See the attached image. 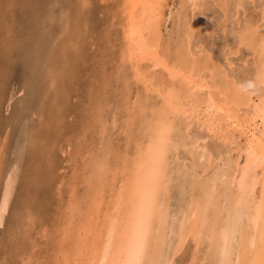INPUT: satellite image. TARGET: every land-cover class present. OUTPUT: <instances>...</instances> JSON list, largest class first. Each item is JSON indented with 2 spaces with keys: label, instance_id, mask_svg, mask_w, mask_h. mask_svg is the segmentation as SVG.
I'll return each mask as SVG.
<instances>
[{
  "label": "bare ground",
  "instance_id": "bare-ground-1",
  "mask_svg": "<svg viewBox=\"0 0 264 264\" xmlns=\"http://www.w3.org/2000/svg\"><path fill=\"white\" fill-rule=\"evenodd\" d=\"M205 1L178 0L176 9L173 0H122L121 10L125 18L122 47L120 48L121 55L119 57L121 64H118L122 69H126V63L130 65L129 68H132L131 78L135 79L142 92L144 91L145 96L141 99H138L141 93H136L135 105L137 106L133 104L135 106L133 112L135 109L141 111L139 114L142 118H139L137 125L142 128L140 130L141 135L137 130H133V125L132 130L128 129L137 132L139 137L138 135L135 137L134 146L128 144V148H131L129 151L128 149L127 151L124 150L121 154L122 150H120L121 155H119L115 150L114 156L106 145V149L101 147V152H99V148L93 161L90 159L92 166L93 164L96 165L95 169L99 171L97 175L96 173L94 175V172L91 173L90 170L92 175L84 177V184H87V187L85 190L83 189L85 194L82 195L84 199L90 197L87 201H91V204H86L90 208L88 206L89 209L86 211L85 202L78 201L84 202L85 216L81 212L84 208L82 205V209L79 205L75 204L77 207L70 205L71 207L75 206V209L72 208L74 212L78 211V213H75L79 215L80 211L83 214L80 213L81 216L78 217L77 214L73 215L74 212L71 210L74 220L67 217L69 220L66 222L68 223L63 221L65 230H62L59 235L61 238L59 242L61 240L62 243H65L61 244L60 242V247H67L65 252L68 255L65 259L66 264H114V261L118 258L119 239L122 235V232L118 233L117 229L126 228L132 219L134 173L138 171L143 155L150 148L161 145L168 149L167 179L159 188L153 210L151 231L145 248L146 264H180L181 259L175 261L174 256L189 239H192L195 243L194 249L190 250L192 254H189L190 256L187 258L190 263L195 261L198 255H201L198 258V264H264V210H262V205H264V160L254 159L252 156V153H255L257 158L264 156V80L258 78L260 69L264 67V33H261L259 26L255 24L254 21H257L255 18H251L254 19L253 22L249 21L252 24L254 23L255 27L240 26L241 28L232 32V34L231 31L227 32L220 27L224 34L230 33L231 36L229 40L224 38L225 44L227 43L226 46L231 42V47L236 44L249 45V47H252V53L255 54L252 57L254 58L256 80L262 84V87L254 82L261 87V90L257 92L254 90L255 87L249 90L250 88H247V85L246 88L237 86L235 82L229 81L227 70L224 69L226 65H235L229 57L231 53L224 54L225 56L222 59H225L226 65L223 67L217 63L215 57L212 58L208 54L210 50L206 45V39L199 40L200 38L194 35L195 31H192L193 24L196 22L192 12L197 8H202L206 4ZM229 1L231 2V0H220L218 2L222 5L225 14L232 12L230 8L229 10L228 7L226 9V5L229 6L230 4ZM234 1L239 8H243L241 5L244 6L246 2L245 0ZM188 5H190V10H187ZM262 6L264 7V4ZM239 8L237 9L239 10ZM173 13L178 17L175 20H179L180 23L182 21V24L181 26L178 24L174 31L177 37L171 35L172 38L170 36L167 38L168 35L166 37L164 32L165 30L168 31L167 20L172 17ZM249 13L252 14V11ZM261 13L264 18L263 12ZM165 14L167 15L166 21H164ZM251 14H249V17ZM200 15L204 16L201 19L203 22L199 21L201 30L208 31L213 18L202 13ZM217 18L219 19V17ZM256 18L258 19V17ZM218 22L221 23V21ZM259 25L261 26V24ZM222 26H225L224 23ZM113 40L115 42V39ZM243 49L245 48L243 47ZM235 52L237 53V51ZM231 55H235L234 52ZM219 60H221L220 57ZM239 65L237 64V66ZM231 66L233 67V65ZM115 68H113L114 71ZM116 74L118 75V73ZM128 80L131 79L128 78ZM117 86L118 84H116ZM127 87L120 86L119 88H127L130 93L132 88L130 85ZM130 94H127V96ZM153 96H156L155 100L152 99ZM125 108H129L128 105L121 107L122 110H125ZM129 110L131 109L129 108ZM132 115L135 118V114ZM99 116H97V119L100 118ZM124 118L128 119L129 116ZM111 119L116 123L117 118L113 117ZM105 124L107 123H102L104 128ZM191 125H197L203 133H196L192 136L190 129H186ZM116 127L119 128L118 125ZM128 129L125 134H128ZM103 133L101 134L103 135ZM209 136L216 137L215 139L219 140L222 148L210 146L207 140ZM131 137L134 138V136ZM20 142L22 143L17 144L20 148L16 150V153L14 151L11 153L7 163L2 160L1 152L4 151L1 150L0 152V225L4 224L6 214L11 209L9 207L13 204V202L11 204V201H13L21 177L22 156L26 138L20 140ZM182 148L185 151V153L183 152L184 157L180 154ZM175 149H179L178 153ZM109 152L112 155L109 154L108 156ZM175 152L179 155L177 156ZM116 154L120 159L117 158ZM114 160H121L122 166L119 165L120 163H118V166ZM118 172L121 173L120 177H117ZM74 183L76 184V182ZM165 183H167L166 187L164 186ZM75 187L77 188V186ZM74 190L78 189L74 188ZM174 191L179 193L180 197L176 209H173V203L171 202L172 198L175 197ZM73 198L77 199L76 197ZM80 198L82 196L79 195ZM71 201L73 202V200ZM238 205L245 209L246 214L238 225L233 226L232 218ZM76 216L79 218L77 222H75ZM33 217L31 218L33 219ZM72 228L73 233L67 231L72 230ZM229 228L233 230L229 233L226 244L225 229ZM200 244H205L202 254L200 253L202 252L199 247ZM186 245L189 246V244L184 245L185 251ZM182 250L184 251L183 248ZM59 254L62 255L63 253L59 252ZM187 259L181 262H187Z\"/></svg>",
  "mask_w": 264,
  "mask_h": 264
},
{
  "label": "rangeland",
  "instance_id": "rangeland-1",
  "mask_svg": "<svg viewBox=\"0 0 264 264\" xmlns=\"http://www.w3.org/2000/svg\"><path fill=\"white\" fill-rule=\"evenodd\" d=\"M173 1L176 8L178 0ZM245 1L247 3L245 2L244 6L241 5V7L245 8L244 10L236 6L234 0L229 1L230 4L229 6L226 5V9L228 7V10L230 8L232 12L230 11L228 14H225L223 13L225 11H223L222 5L218 3L220 0H206L205 5H208L207 7L197 8L192 12L196 20L193 24L195 28L193 27L192 31L196 32H194V35L200 38L199 40L202 38L203 40L206 39V45H208V49L210 50L208 54L212 58L215 57L216 59H214L217 63L223 67L226 65V61L222 58L226 54L234 52L235 55L230 54L229 57L235 65L231 64L233 67L226 65L224 68L227 70L228 79L230 78L229 81L235 82L237 86H242L243 88H246L247 85V88H250L249 90L255 87L254 90L259 92L262 84L256 80L253 58L255 54L252 53V47L245 44H236L234 47H231L230 44L232 42L226 46L227 43L225 44L224 38L229 40L231 36L230 33H227L228 35L224 34V31L222 32L220 28L222 27L227 32L231 31V34L237 29L245 27V25L246 27L258 25L259 30L261 29L264 25V18L261 15V12L264 14V7L262 6L264 0ZM121 2L122 0H0V152L1 150L4 151L1 153L2 160L5 163L10 159L11 153L13 151L16 153V150L20 148L17 146V144L22 143L20 140L22 141L26 138L19 185L13 196V201H11V204L13 202L9 207L11 209L8 210V215L6 214V217H8H5L4 224L0 225V264H66L65 262L67 261L65 259H67L68 255L65 252L67 247L62 246L63 249H61L60 245L65 243H62L60 240V244L59 239L61 238L59 235L62 230H65L63 221L68 223L66 221L74 217L72 213L76 205L84 207L86 204H91V201H87L90 197L84 199L83 196L85 194L84 190L87 187V184H84V177L92 175V171L94 175L95 173L97 175L99 171H96V165L93 164L92 166L90 159L93 161L94 155L98 153L99 148V152H101V147H105L106 149V145L114 156L115 150L117 154L120 150H122L121 154L124 150L127 151L128 149L129 151L131 148H128V144L134 146L135 137L137 135L139 137L137 132L140 133L142 128H139L137 125L139 118H142L139 114L141 111L135 109L134 113L133 107L137 106L135 105V100L137 99L136 93H141L138 99H141L145 95L144 91L142 92L137 82H135V79L131 78L132 68H129L130 65L126 63V69H122L119 66L121 64L119 57L121 55L120 48L122 47L125 18L121 10ZM188 6L187 10H190V5ZM251 11L258 19L249 13ZM201 13L213 18L210 22L211 25L209 24V27H211H208V31L201 30L200 22H203L201 19L204 17L200 15ZM236 13L237 15H235ZM220 14L224 15L221 16ZM249 14L252 17L251 15L249 17ZM176 18L178 19L175 13H173L169 20H167V15H164V21L167 20L168 22V31L165 30L164 32L166 37L168 35L167 38L171 37V35L172 37H177L174 31L178 24L181 26L182 21L180 23L179 20H175ZM251 18H255L257 21ZM260 18L263 19L261 20ZM252 20L256 25L252 24ZM260 20L261 23L259 22ZM218 21H221V23ZM222 22L225 26H222ZM261 33L264 32L261 31ZM113 39H115V42ZM220 53L221 55H219ZM246 54H249L248 57ZM233 56H236L235 58L240 56V59L237 58L235 60ZM242 61L243 63H241ZM237 64H240V68ZM113 68H115V71ZM121 73L122 75L120 76ZM128 78L131 80H128ZM116 84L119 87L130 85L132 88H130L131 94L128 92V87L122 89L118 86L116 87ZM127 94L130 95L127 96ZM124 96L127 97L125 98ZM153 97L151 98L155 100L156 96ZM114 98H116V101ZM149 101L151 102L152 100ZM125 103L132 111L129 108H125V110L121 109L124 105L127 106ZM131 112L135 114V118H133L134 115ZM97 116L100 118L97 119ZM110 117L117 118L116 123ZM119 117H127L129 123L127 122L128 119L122 118L120 120ZM100 119L102 120L100 121ZM105 122L107 123L104 125L105 128L109 123V128L107 127L106 131L102 125ZM126 124L127 126H125ZM117 125L119 128L116 127ZM132 126L134 127V131L137 130L136 133L131 131ZM126 128L131 129H128V134L131 135L125 134L127 132ZM188 128L192 136L196 135V133H203L197 125L188 126L186 129ZM131 136H134V138ZM209 137L207 140L210 146L221 147L219 140L215 139L216 137ZM183 149L182 151L180 149L182 156L185 155L183 154V152L185 153ZM175 150L178 153L179 149ZM110 152L108 156L109 154L112 155ZM176 152L175 154L178 156L179 154ZM120 153L119 155H121ZM117 154L116 156H118ZM120 161L115 162H117V165L120 163L119 165L122 166L123 163ZM89 162L91 165L88 164ZM107 174L109 173L107 172ZM120 176L121 173L118 172L117 177ZM72 182H76V184ZM74 188L78 190H74ZM78 194L82 198L79 199ZM173 194L175 197L172 198L171 202L173 203V209H176L180 202L178 201L180 197L179 193L175 191ZM79 200L84 201L85 205L84 202H78ZM70 205L75 206L71 207ZM89 205L85 206L86 209L85 207L83 209L81 207V212L84 215L86 213L84 211L90 208ZM75 212L78 213V211ZM75 212L73 215L77 214ZM81 212L79 211V215L77 214L78 217L83 214ZM69 214L71 215L69 216ZM77 216L75 217V222L79 219ZM67 217L70 218L68 219ZM67 231H72L73 233V228ZM186 243L189 246L186 245L185 251L184 245ZM185 244L182 247L184 251L181 248L182 251H179L181 253L178 252L174 256L175 261L181 259L180 264L188 262L189 259L187 258L192 254L191 251L194 249L195 243L192 239H189ZM199 247L202 254L205 244H200ZM59 252L63 254L60 255ZM183 254L188 256L186 257ZM60 256H64V258L62 259ZM200 256L198 255L197 257L195 254V258L197 257L195 261L188 262L187 264H198ZM36 259L38 260L36 261ZM184 259H187V262L182 263L181 261H184Z\"/></svg>",
  "mask_w": 264,
  "mask_h": 264
},
{
  "label": "clouds",
  "instance_id": "clouds-1",
  "mask_svg": "<svg viewBox=\"0 0 264 264\" xmlns=\"http://www.w3.org/2000/svg\"><path fill=\"white\" fill-rule=\"evenodd\" d=\"M168 149L154 146L142 157L133 176V213L129 225L118 228V258L114 264H146L145 248L151 231L152 215L159 188L167 179ZM107 255V253H106Z\"/></svg>",
  "mask_w": 264,
  "mask_h": 264
},
{
  "label": "snow or ice",
  "instance_id": "snow-or-ice-1",
  "mask_svg": "<svg viewBox=\"0 0 264 264\" xmlns=\"http://www.w3.org/2000/svg\"><path fill=\"white\" fill-rule=\"evenodd\" d=\"M208 5H203V7H207ZM261 31H264V26L261 27L260 29ZM259 79L261 80H264V67H262L260 69V73H259ZM252 156L254 159H260V160H264V156H261L259 158H257L255 156V153H252ZM167 183H165V187H166ZM211 198V197H210ZM262 210H264V205H262ZM245 209L241 206H237V210L232 218V224L233 226L235 225H238L240 220L245 216ZM233 229L232 228H229V229H225V241H226V244H227V241H228V236H229V233L232 231ZM226 255H227V251H226Z\"/></svg>",
  "mask_w": 264,
  "mask_h": 264
}]
</instances>
